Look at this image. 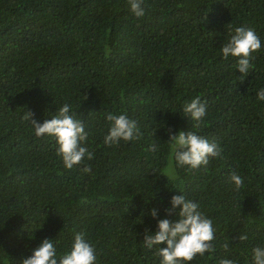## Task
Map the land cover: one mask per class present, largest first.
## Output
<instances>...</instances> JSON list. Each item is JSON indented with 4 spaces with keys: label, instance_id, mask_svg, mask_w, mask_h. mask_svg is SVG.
I'll use <instances>...</instances> for the list:
<instances>
[{
    "label": "trees",
    "instance_id": "16d2710c",
    "mask_svg": "<svg viewBox=\"0 0 264 264\" xmlns=\"http://www.w3.org/2000/svg\"><path fill=\"white\" fill-rule=\"evenodd\" d=\"M144 6L137 19L127 0H0V264H21L45 239L59 258L79 232L96 264H160L144 236L176 220L166 212L180 194L215 229L214 251L188 264H253L252 249L264 247V0ZM236 27L261 41L246 77L220 55ZM196 97L206 104L198 128L183 111ZM64 104L93 153L70 170L55 139L37 138L23 119L30 112L43 123ZM109 113L137 121L140 139L105 146ZM180 130L218 143L221 156L176 167L168 140Z\"/></svg>",
    "mask_w": 264,
    "mask_h": 264
},
{
    "label": "clouds",
    "instance_id": "9594fccd",
    "mask_svg": "<svg viewBox=\"0 0 264 264\" xmlns=\"http://www.w3.org/2000/svg\"><path fill=\"white\" fill-rule=\"evenodd\" d=\"M129 11L137 19L145 15L144 0H127ZM261 48V41L256 32L248 27H236L227 43L220 48L222 59H236V71L242 77H246L252 67L250 61L253 54ZM243 81V79L241 80ZM86 99V97H85ZM257 99L264 101V88L257 92ZM71 105L64 104L58 112L43 123L32 119V113L25 112L23 119L30 122L37 138L52 137L57 145L56 155L61 158L66 169H72L80 165L85 158L93 159V153L84 146L88 138L81 119L70 111ZM186 117L195 122L194 127H199V122L206 114V104L199 97L186 104L184 109ZM110 127L104 137V145L111 147L121 141L130 142L140 139L141 132L137 121L129 119L126 114H112L106 116ZM170 143L173 159L176 167H187L188 170H196L206 167L211 158L221 156L222 148L218 143L197 135L192 131H177L170 135ZM147 151L155 152L156 146L152 144ZM84 173L91 172L90 166H85ZM229 182L234 184L238 191L243 186L242 178L235 172L229 176ZM171 207L167 215H174L175 221L161 219L157 223L154 234L144 236L143 245L146 249H156V255L161 258L160 264H188L197 255L203 256L206 252H213L211 242L215 237V229L212 220L206 218L199 210V204L187 200L184 195H174L170 200ZM178 209V211H177ZM156 218L157 212H150ZM247 235H239V241H244ZM165 245L161 248L160 245ZM227 249L228 245L225 244ZM96 252L93 245L86 239L84 232L76 233L69 252L57 257V249L53 240L45 239L32 252V255L21 261V264H96ZM253 264H264V247L257 246L252 249ZM218 264H236L231 259H221Z\"/></svg>",
    "mask_w": 264,
    "mask_h": 264
},
{
    "label": "rangeland",
    "instance_id": "374dc122",
    "mask_svg": "<svg viewBox=\"0 0 264 264\" xmlns=\"http://www.w3.org/2000/svg\"><path fill=\"white\" fill-rule=\"evenodd\" d=\"M169 161H170V159H168ZM169 166V163H168V165L165 167V169H164V172L166 173V169H167V167Z\"/></svg>",
    "mask_w": 264,
    "mask_h": 264
}]
</instances>
